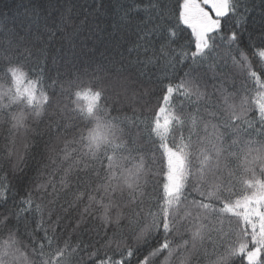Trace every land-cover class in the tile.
I'll use <instances>...</instances> for the list:
<instances>
[{
    "label": "snow or ice",
    "instance_id": "obj_1",
    "mask_svg": "<svg viewBox=\"0 0 264 264\" xmlns=\"http://www.w3.org/2000/svg\"><path fill=\"white\" fill-rule=\"evenodd\" d=\"M3 7L0 264H264V0Z\"/></svg>",
    "mask_w": 264,
    "mask_h": 264
},
{
    "label": "trees",
    "instance_id": "obj_2",
    "mask_svg": "<svg viewBox=\"0 0 264 264\" xmlns=\"http://www.w3.org/2000/svg\"><path fill=\"white\" fill-rule=\"evenodd\" d=\"M11 2H12V0H0V11L5 10L3 6L4 5H11ZM21 195H23V193H21ZM145 254H147V253H145ZM140 258L142 259L143 257L141 256ZM134 264H136L135 261H134Z\"/></svg>",
    "mask_w": 264,
    "mask_h": 264
}]
</instances>
